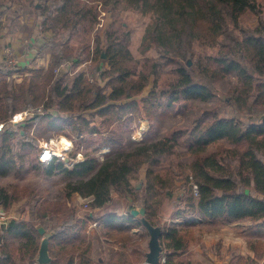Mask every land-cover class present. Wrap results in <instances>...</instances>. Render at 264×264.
Returning a JSON list of instances; mask_svg holds the SVG:
<instances>
[{
    "label": "trees",
    "instance_id": "obj_1",
    "mask_svg": "<svg viewBox=\"0 0 264 264\" xmlns=\"http://www.w3.org/2000/svg\"><path fill=\"white\" fill-rule=\"evenodd\" d=\"M82 1L37 3L44 41L34 57L37 52L50 53L47 66L27 62L4 69L0 65V124H4L0 130V175L16 168L20 139L38 146L33 128L45 135L101 134L100 148L111 150L103 160L88 156L73 165L61 159L48 162L49 175L59 172L70 178L68 196L77 192L93 198L87 202V215L77 217L67 200H44L38 207L30 202L37 221L12 219L0 225V264H19L20 253L35 259L41 243L37 225L61 215L64 219L51 227L50 264H101L93 258L95 240L87 234L92 222L103 224V236L113 245L127 248L134 238L132 229L143 224L141 216L131 211L96 215V209L112 200L113 191L120 198H131V209L145 207L151 224L162 227L164 264H188L183 255L201 236L199 228L245 220L264 226V16L257 0H209L199 6L197 0H185L180 10L185 22L180 29L171 15L173 4L166 8L174 30L161 26L160 31H150L144 39V52L154 41L164 54L182 55L187 62L178 67V79L161 89L152 79L158 63L138 70L125 37L120 40L109 33L104 45L98 40L94 55L89 46L75 48L70 44L72 30L81 22L89 20L91 27L95 26V14L88 18L94 11L88 13ZM189 3L192 13L186 10ZM4 7L0 2V13ZM248 11L261 14L257 26L243 25L241 17ZM194 39L221 47L217 55L208 57L209 65L204 69L190 66L188 61L194 56ZM70 61L76 68L91 61L92 67L74 68L70 76L66 67ZM20 71L24 75L17 80L15 75ZM226 78L236 80L228 99L232 114L198 117L188 129L154 140L133 138L128 146L125 135L112 128L119 121L152 120L162 107L182 100L212 98V83ZM139 182L142 189L137 187ZM194 183L198 184V195ZM175 195L179 204L171 216L183 220L181 223L162 218L165 203ZM20 200L19 192L0 187V205L5 210L19 205ZM24 207L22 203L18 208L23 211ZM248 243L255 257H240L238 264H256L257 258L264 257V240L249 238ZM111 251L115 253V249Z\"/></svg>",
    "mask_w": 264,
    "mask_h": 264
},
{
    "label": "rangeland",
    "instance_id": "obj_2",
    "mask_svg": "<svg viewBox=\"0 0 264 264\" xmlns=\"http://www.w3.org/2000/svg\"><path fill=\"white\" fill-rule=\"evenodd\" d=\"M39 1L41 0H0V2L3 3L5 7L11 6V13L15 10H18L19 14L22 13L25 16L23 19L28 18L32 12H35V4L39 3ZM207 1L209 0H197L198 6L200 4L206 5L209 3ZM82 2L84 3V7L88 13L91 10L94 11L88 14V18L90 19V17L95 14V26L92 28L89 20H87L85 22H81L77 28L72 30L74 32L70 44L73 47L84 48L85 46H89L92 55H94L98 40L100 39L104 45L109 33H114V36L119 37L120 40H123L125 37V42L132 53L135 65H137L138 70H141L145 64H151L154 62L158 63V72L155 76H153L152 79L157 81L159 89L170 86L178 79V67L182 64V62H184V64L187 62L184 60L182 55H171L168 53L164 54L157 48V44L154 41H152L153 44L151 45L149 51L144 52V49L147 45L144 44V39L150 31H160L158 27L161 26H164L168 31L174 30V25L170 22L169 17L167 16V13L170 10L165 13L166 8H171L172 4L173 9L171 10V15L177 19L178 22H175L180 29L185 22L184 16H182L180 13L181 4H183L182 2H185V0H83ZM257 2L262 9V15L264 16V0H257ZM18 6L20 7L17 8ZM186 10L190 13L193 12L192 8L190 7V3L187 5ZM260 15L261 14L254 11H248L241 17L243 25L249 28L257 26L260 22ZM11 19L12 22H17L15 18ZM1 22L0 34L4 29ZM14 25L17 26V23H14ZM40 32L41 31H39V33ZM25 35L28 36L29 40H33V47L35 46L36 49L38 45L44 41V38L41 34H37L36 38L34 37V34L25 33ZM22 38L24 37L20 38L21 45L23 44ZM1 43L5 44L3 42ZM11 44L12 42H10V48H12ZM6 45V48H8V44ZM33 47L30 50V54L27 55V59L23 60L21 58L20 60L19 58L20 67L23 66L27 61L33 63V65L47 66L49 64L51 54H40L37 52V57H34V54H36L37 50ZM192 48L194 50V56L192 59L188 60L191 63L190 66L195 65L203 69L209 65L208 57L217 55L221 50L219 45L211 46L201 42L198 39L193 40ZM6 55L7 53H4L3 57L1 56L2 60L5 59ZM2 60L0 61V65ZM66 67L70 69V76H73L75 72H73L72 69L76 68L75 65L70 61L68 64H66ZM91 67V61H86L78 65L76 70H86L91 69ZM23 75V71H20V75L16 74L15 76L18 78L17 80H22ZM235 82L236 80L234 78H226L224 80L215 81L212 83L215 90V96L212 98H190L182 100L180 102L174 103L173 106L162 107L152 120L141 118L139 121H119L114 123L112 128L125 135L127 143L126 146H128L133 138L141 140H154L168 135H173L179 130L188 129L198 117L212 119L218 115L222 116L232 114V107L229 106L228 99L230 90ZM102 83L104 84L103 81ZM152 87V85L148 87L146 93H148ZM28 113L29 112H26L25 114L18 116V120H22ZM32 134L37 137L38 146L36 147L30 145L29 143H24L20 139V142L17 146V151L19 152L20 157L18 159L16 168L6 175H0V185L4 186L8 191H10V193H13L14 191L19 192L21 195L20 203H24V205H26V203L30 204V202L38 204L39 199L43 200L45 198L61 200L66 196V184L70 178L67 175L59 172L49 175L47 173L48 162H41L39 159L41 154L40 152L42 151L41 142L44 139H51L54 136L56 138L55 144H57L56 150H58V147L61 145L63 146L64 144V142L62 143L58 141L60 138L59 135H63V137L70 140L72 142L70 150L65 155L60 157L63 160L66 157V159L69 161V164L73 161H83L88 156H95L98 157L99 160H103L105 155L111 150V147L100 148L99 144L102 141L101 134L78 136L69 132L68 134L55 133L51 135H45L41 130L36 128H33ZM143 171L144 169L142 172ZM138 188L142 189V186ZM125 201V199L115 201L111 206L113 209L125 208ZM86 203V200H83L81 203L79 200H77L76 204L72 205L77 207V215L79 213L86 217L88 212V206ZM168 203L169 204L164 205L162 209V218L164 221L172 222L174 221V218H166L165 214L168 211V214L170 215L171 213L172 215L176 211V206L179 204V200L175 195L174 199L170 200ZM137 208H141V206L138 205ZM24 215L25 217H28L26 213H24ZM56 219L58 221L50 222L46 220V226L43 224L41 225L45 228L49 227L51 229L53 224L61 222L64 218L58 217L55 218L54 221ZM236 222L241 223L239 226H237L241 232H236L238 235H234L242 237V240H246V236L249 234L243 233L245 226V229L253 228V231L249 235L252 239L264 240V229L258 228L259 222H253L251 220ZM94 223L95 222H92L89 227L98 229L101 228V226H99L100 224L95 226ZM226 223H222L218 226H206L204 229L199 228V233L201 234V231L204 232L207 230H218L227 225ZM143 231L146 234V241L149 240V234L147 235L146 229L143 228ZM200 239L201 238H199V240ZM145 244H147L145 241L141 243V245H143L144 251ZM137 245V243H134L133 246ZM237 245L245 247L243 243ZM239 249L242 250L243 248L239 247ZM228 250H232L233 252L232 248H228ZM191 253L192 251L190 246V248H188L187 256H191ZM144 262L146 261L144 260ZM256 264H258V261Z\"/></svg>",
    "mask_w": 264,
    "mask_h": 264
},
{
    "label": "crops",
    "instance_id": "obj_3",
    "mask_svg": "<svg viewBox=\"0 0 264 264\" xmlns=\"http://www.w3.org/2000/svg\"><path fill=\"white\" fill-rule=\"evenodd\" d=\"M35 5L37 7V3ZM19 7L20 6H18L17 8H19ZM10 9H12L11 6H8V7L6 6V7L1 9V13H0V19L2 21L1 24L4 28L0 34V61L2 60V57L5 53L6 46H7L6 44H8V47H9L10 42H12L11 47L18 54L20 60H21V58L23 60L27 59V57H28L27 55L30 54V52H31L30 50L32 49L34 42H33V40H29L28 36H27L28 34L25 35V33L34 34L35 38L37 37L36 36L37 34H39V35L41 34V32L39 33V31H40V22L42 20V16L38 15L36 10H35V12H32L28 18L23 19L25 16L22 13L19 14L18 10H15L11 13ZM11 18H15L17 20V22H12ZM7 22H8V24H7ZM14 23H17V26H15ZM37 31H38V33H37ZM21 37H24V38H22L23 39L22 45L20 44V42H21L20 38ZM1 42L5 43V44H2ZM1 44H2V47H1ZM33 48L36 49L35 46ZM27 62H29V61H27ZM141 177L143 179L145 178V170L143 172L141 171ZM0 187H4V186L0 185ZM141 194H142V192H141ZM112 196H113L112 200L108 203V205L106 207H104L102 209H96L97 217H100L109 211L116 212V213L121 214V215L128 214L129 211H132L133 208L132 209L130 208V204H131V200H132L131 198H128V197L120 198L118 196V193L115 191H113ZM92 199H93L92 197H83L80 193L76 192V193H72V195H70V196H68L66 193L65 198L61 199V200H67L69 205L71 207H74L75 210L78 211L76 206H72V205L76 204L77 200H79V202L81 203V202H83V200H86L87 202H89ZM123 199L126 200L125 201V208H115V209L112 208L111 205L113 202L120 201ZM173 199H174V197L170 200H173ZM44 200L57 201L60 199H54V198H49V199L45 198L43 200L39 199L38 204H35L36 207L40 206ZM170 200H168L165 203V205L166 204L168 205L169 204L168 202H170ZM19 205H14V207H12L10 210L9 209L5 210L3 207L1 208L4 211V213L6 214V216L9 217V221H11L12 219H25V220L30 219V220H33L34 222L37 221L38 218L36 217V215L33 214V213H35V211L29 204L26 203L25 207L23 208V212L21 211L20 208H18ZM134 208H137V207H134ZM24 213H26L28 217H25ZM168 213L169 212L167 211V213L165 214L166 218L172 217V216H170L171 213H170V215ZM58 217L59 216H57V218ZM60 217L63 218V215H61ZM77 217H81L83 219L85 218L84 216H82L79 213H78ZM191 219H194V218L192 217ZM198 219H200V218H198ZM48 221H50V220H48ZM56 221H58V220L56 219ZM56 221L53 220V222H56ZM50 222H52V221H50ZM172 222H175V219ZM176 222L181 223V222H183V220L176 219ZM226 224L227 225H225L224 227H222L218 230H207L204 232L202 231V233L200 234L201 236L199 237L201 239L200 240L198 239L197 242H195L191 245V251H192L191 256H187L188 250L183 255V257L186 259V262L188 264H238L240 261V257H244V256L255 257V252L250 249L249 243H248V239L251 238L249 235L253 231V228L245 229V226H244L243 233H248L249 235L246 236V240H242V237L237 236L238 234L236 233V232H241L240 229H238V227H237L241 223L240 222H234V223L229 222ZM0 225H2V224H0ZM37 226H38V228L42 227L41 224H38ZM99 226H101V228H99V229L94 228V227H92V228L89 227L87 230V234L95 240L94 252H93V258L95 260L99 261L101 264H135V263L146 264V262H144V260L146 261V254L149 251L150 234L147 232V229L145 228V226L143 224L138 225L137 227H134L132 229V234L134 235V238L129 243V246L125 249L121 248V244L113 245L112 241L109 238L103 236V230H104L103 224L100 223ZM143 228L146 229L147 235L149 234L148 235L149 240H147V241H146V239H147L146 234L143 231ZM258 228L264 229V226L259 225ZM245 230H247V231H245ZM45 232L47 234H49L50 237L53 233L49 227L45 228ZM98 234L100 235V241H97V235ZM234 234H237V235H234ZM43 238H44V234H41V243H42ZM143 241L147 242V244H145V251L143 250V245H141V243ZM41 243H40V247H41ZM134 243H137L138 245L133 246ZM241 243H243V245L245 247L237 245V244H241ZM1 245H2V242L0 243V249H1ZM239 247H241L243 249L240 250ZM228 248H232L233 252H232V250L229 251ZM111 249H115L114 254L111 251ZM39 250H40V248H39ZM49 250H50V246H49ZM1 251H2V249H1ZM23 256H25V255L20 253L19 258H18L19 264H42L38 261L39 251H38L35 259H31L29 257H23ZM142 257H143V259H142ZM263 258H257L258 264H264ZM52 259H51V261H52ZM50 262L47 264H50Z\"/></svg>",
    "mask_w": 264,
    "mask_h": 264
},
{
    "label": "built area",
    "instance_id": "obj_4",
    "mask_svg": "<svg viewBox=\"0 0 264 264\" xmlns=\"http://www.w3.org/2000/svg\"><path fill=\"white\" fill-rule=\"evenodd\" d=\"M5 53H7L6 57L4 60H2L1 65L4 69H11L13 67L17 68L19 66V56L17 53H15V51L8 47L6 48ZM4 127V124L1 123L0 124V130ZM59 142H64L63 146L61 145L60 147H58L59 149L56 150V146L57 144H55V140L56 138L53 136L51 139H44L41 142V147H42V151L40 152V156L39 159L42 162H51L54 161L56 159H61L60 157L65 155L69 150H70V146L72 145V142L70 140H68L67 138L63 137V135H59ZM66 141V143H65ZM59 146V145H58ZM63 160V159H61ZM64 161L66 163H69L68 159H66V157L64 158ZM74 162V161H73ZM72 162V163H73ZM78 162V161H76ZM74 162V163H76ZM70 163V164H72ZM73 163V164H74ZM193 190L195 195L199 194V187L198 184L194 183L193 184ZM87 205V203H86ZM1 205H0V224L2 225H7L8 221H9V217L6 216V214L4 213V211L1 209ZM98 224V222H95L94 225L96 226ZM166 261V257L162 254L161 258H160V262L158 264H164V262ZM147 264V263H146Z\"/></svg>",
    "mask_w": 264,
    "mask_h": 264
},
{
    "label": "water",
    "instance_id": "obj_5",
    "mask_svg": "<svg viewBox=\"0 0 264 264\" xmlns=\"http://www.w3.org/2000/svg\"><path fill=\"white\" fill-rule=\"evenodd\" d=\"M103 56H106V53H103ZM264 120V119H263ZM142 182L138 184V187L142 186ZM131 213L134 216H141V220L143 225L147 228L150 234L149 241V251L146 254V263L147 264H158L160 262L161 255L164 252V247L161 244V236L163 229L161 226H154L151 222L146 218V208H133ZM41 234H44V238L41 243V247L39 250L38 261L42 264H47L51 261V256L49 252V244H50V235L45 232V228L42 226L39 228ZM2 242V238L0 237V243ZM2 257V251L0 249V259Z\"/></svg>",
    "mask_w": 264,
    "mask_h": 264
},
{
    "label": "bare ground",
    "instance_id": "obj_6",
    "mask_svg": "<svg viewBox=\"0 0 264 264\" xmlns=\"http://www.w3.org/2000/svg\"><path fill=\"white\" fill-rule=\"evenodd\" d=\"M65 143H66V141H65Z\"/></svg>",
    "mask_w": 264,
    "mask_h": 264
}]
</instances>
